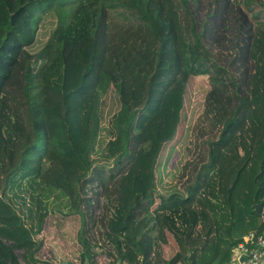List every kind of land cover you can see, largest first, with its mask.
Segmentation results:
<instances>
[{
	"label": "trees",
	"instance_id": "obj_1",
	"mask_svg": "<svg viewBox=\"0 0 264 264\" xmlns=\"http://www.w3.org/2000/svg\"><path fill=\"white\" fill-rule=\"evenodd\" d=\"M255 40L264 46V0H0V264H56L36 237L59 215L79 219L77 264H199L215 241L229 246L224 264L243 236L264 231ZM190 78L208 83L205 147L158 193L155 167L177 138ZM104 133L109 164L99 166ZM138 154L153 184L125 207L120 185L137 180ZM246 180L263 213L236 221L231 199ZM116 209L121 235L105 241Z\"/></svg>",
	"mask_w": 264,
	"mask_h": 264
},
{
	"label": "rangeland",
	"instance_id": "obj_2",
	"mask_svg": "<svg viewBox=\"0 0 264 264\" xmlns=\"http://www.w3.org/2000/svg\"><path fill=\"white\" fill-rule=\"evenodd\" d=\"M251 58L254 61V70L261 83L264 85V46L256 40L252 44ZM207 84L205 78H190L188 82L185 96L183 94V108L180 112V118L174 126L176 129L178 128L177 138L174 140V145L170 144L171 147H166L165 153L155 167V190H157L158 193H162L161 184L175 185L178 183L179 174L172 181L171 175L173 170L181 172L182 166L188 162V157L197 158L204 150L207 134L203 129H209L208 122L205 120L204 115H202L204 98L208 88ZM114 111V98L109 94L102 99L101 114L103 126H106ZM152 136L153 134L149 132L143 139L142 143ZM107 140L108 136L104 133L100 138V145L97 146L96 154L94 155L96 165L101 166L107 163L103 158V148ZM188 153L189 156H184ZM191 155L192 157H190ZM182 157H185V159H182ZM151 165L152 161L150 159H147L141 154L136 156L134 170L137 175V180L133 184L123 182L120 185L123 201L126 205L125 207L131 203L136 195H148L150 186L153 184ZM180 187H182V182ZM238 188H236L231 199L232 218L236 221L241 219L242 214L246 211L252 209L254 212L250 180H246V184L243 186L242 190H239ZM51 206H59L60 208H63V204H60L58 201L53 202ZM100 211L101 209L99 212ZM123 215L124 212L121 213L120 210L116 209L112 219L108 222L107 228H105L103 234L105 241H108L107 237H120V222ZM51 221H53V224ZM260 222L261 220L257 219V223L260 224ZM79 229V219L73 216L64 218L59 215L54 216L53 220H48L43 232L36 237V240L41 242V250L39 252L40 257L42 259H53L56 261V264H59L58 262L61 260H70L77 264V256L79 254ZM228 249L229 246L227 243L226 245H223V242L220 243L215 241L201 252L200 258L198 259L200 262L199 264H219V261ZM96 261L97 264H107V260L103 256L96 258Z\"/></svg>",
	"mask_w": 264,
	"mask_h": 264
},
{
	"label": "built area",
	"instance_id": "obj_3",
	"mask_svg": "<svg viewBox=\"0 0 264 264\" xmlns=\"http://www.w3.org/2000/svg\"><path fill=\"white\" fill-rule=\"evenodd\" d=\"M224 264H264V231L255 230L243 236Z\"/></svg>",
	"mask_w": 264,
	"mask_h": 264
},
{
	"label": "water",
	"instance_id": "obj_4",
	"mask_svg": "<svg viewBox=\"0 0 264 264\" xmlns=\"http://www.w3.org/2000/svg\"><path fill=\"white\" fill-rule=\"evenodd\" d=\"M253 207H254L255 214L262 216V213H263V207H262V205L261 204H256ZM241 260L243 261L244 260V257H242ZM59 264H70V263L67 262V261H61Z\"/></svg>",
	"mask_w": 264,
	"mask_h": 264
}]
</instances>
